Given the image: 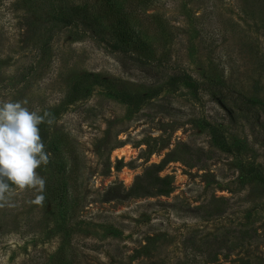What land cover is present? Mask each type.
Wrapping results in <instances>:
<instances>
[{"label": "rangeland", "instance_id": "374dc122", "mask_svg": "<svg viewBox=\"0 0 264 264\" xmlns=\"http://www.w3.org/2000/svg\"><path fill=\"white\" fill-rule=\"evenodd\" d=\"M83 1L95 13L107 7L103 0H0V102L52 112L50 134L62 146L37 169L46 180L42 204L33 203L41 193L13 187L0 207V264H45L64 239L73 264H264V184L249 172L264 174V113L187 88L138 104L112 94H145L186 70L199 81L221 79L229 95L264 102V0H155L150 7L114 0L123 7L114 14L138 18L139 38L161 65L64 24L62 10ZM208 122L241 148L213 145ZM175 148L182 159L159 171L173 178L170 194L102 200L110 184L130 187Z\"/></svg>", "mask_w": 264, "mask_h": 264}, {"label": "trees", "instance_id": "16d2710c", "mask_svg": "<svg viewBox=\"0 0 264 264\" xmlns=\"http://www.w3.org/2000/svg\"><path fill=\"white\" fill-rule=\"evenodd\" d=\"M106 1L107 7L100 13H95L92 8L93 5L88 1L80 3H74L68 5L66 10H62L60 20L67 25H74L83 28L85 31H89L92 36L97 38L100 42L111 47L113 51L128 56L129 58L139 57L145 58L152 63H158L161 65L164 63V59L156 57L153 52V48L143 38H139L140 29L137 28L139 20L135 15L127 14L122 10L118 15L113 12L116 9L122 8L113 4L114 0ZM155 0H136L137 7H150L153 6ZM135 12L138 9L134 10ZM124 14V15H123ZM106 16L113 18V21L105 20ZM190 21L193 23L191 16ZM134 22V24L132 23ZM156 54V52H155ZM162 62V63H161ZM78 87V86H77ZM178 88H187L193 94L199 95L203 91H208L214 96L218 97L223 104H227L228 98L234 100L240 99L239 103L247 113H252L254 116H258L260 112L264 113V102L258 98H248L242 94L229 95L230 89L224 84L221 79H204L199 81L191 73L186 70L172 72L168 79L160 85V87L153 89L151 92L140 94L139 92H131L125 89L112 93L115 98L121 99V101L129 104H138L140 101L151 99L162 91H175ZM78 89V88H77ZM140 95V96H139ZM45 114H47L45 116ZM40 115L45 116V123L39 125L40 135L45 144L46 151L52 154L60 152L61 140L56 135L50 134L51 125L47 123L48 120L53 121L52 112H43ZM210 133V138L216 147L224 151L234 153L235 150L241 148L240 144L232 145L226 137L223 130L219 125L208 122L206 124ZM62 148V146H61ZM51 159V158H50ZM181 156L178 153V149L175 148L167 152L166 156L160 163H152L147 166L143 173L136 175L134 182L128 188H125L121 182H114L110 184L102 195L103 201L110 200H128L132 197H141L148 195H168L173 191V178L171 175L160 176L159 171L170 161L181 160ZM111 162L109 158L106 160L104 174L111 172ZM115 169L119 170L122 167V160H118L115 164ZM253 179L260 184H264V174L255 167H251L249 170ZM15 186H12V188ZM219 210H213L211 215H220ZM66 240H62L58 247L57 254H51L48 261L45 264H73V258L67 257L64 253V244ZM232 264V263H231ZM245 264H250L248 261Z\"/></svg>", "mask_w": 264, "mask_h": 264}, {"label": "clouds", "instance_id": "9594fccd", "mask_svg": "<svg viewBox=\"0 0 264 264\" xmlns=\"http://www.w3.org/2000/svg\"><path fill=\"white\" fill-rule=\"evenodd\" d=\"M24 103L0 102V207L9 203L12 186L41 193L35 197V204H42L45 199L42 193L46 180L37 169L50 162L39 128L47 114L30 111Z\"/></svg>", "mask_w": 264, "mask_h": 264}]
</instances>
